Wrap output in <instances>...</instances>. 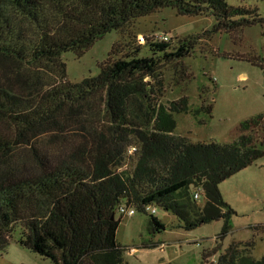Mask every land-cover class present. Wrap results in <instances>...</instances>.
<instances>
[{
  "label": "trees",
  "instance_id": "16d2710c",
  "mask_svg": "<svg viewBox=\"0 0 264 264\" xmlns=\"http://www.w3.org/2000/svg\"><path fill=\"white\" fill-rule=\"evenodd\" d=\"M165 7L183 15H213L216 21L176 43L145 37L143 45L152 52L147 56L136 46L126 57H115L114 45L98 75L69 80L64 52L82 55L110 31H123L133 19ZM257 24L264 25L257 7L227 0H0V55L27 65L38 80L30 95L0 85V151L34 146L48 133L79 131L89 142L58 154L34 148L32 166L0 167V252L20 230L22 245L55 264H124L126 247L117 239L119 207L148 212L154 204L173 211L186 229L224 219L217 244L203 257L222 250L236 211L220 185L264 156L252 133L264 115L244 120L232 142L189 141L174 133V113L188 112V96L159 102V77L165 64L185 75L182 59L205 37L236 38ZM207 109L212 112L211 105ZM133 156L137 161L129 167L126 159ZM194 190L201 191L204 205ZM150 225L152 232L165 229L153 213ZM253 246V240L233 241L212 264H264V256L248 253Z\"/></svg>",
  "mask_w": 264,
  "mask_h": 264
},
{
  "label": "rangeland",
  "instance_id": "374dc122",
  "mask_svg": "<svg viewBox=\"0 0 264 264\" xmlns=\"http://www.w3.org/2000/svg\"><path fill=\"white\" fill-rule=\"evenodd\" d=\"M231 5L257 7L264 17V0H227ZM213 15H183L173 7L135 18L123 31L112 30L98 39L82 55L70 50L62 54L67 65L70 81L79 82L85 77L100 73L102 64L109 59L114 45L118 55L126 57L136 46H141L140 56L151 55L146 39L140 37L167 35L177 42L189 35L210 29L215 24ZM245 56V57H244ZM247 57V58H246ZM260 60L262 65L254 63ZM188 68L185 75L176 73L174 64H165L159 79L162 91L158 95L161 103L169 104L182 96H188V112H175L177 120L175 134L187 137L192 142H232L241 133L240 124L253 116L264 115V25L248 26L236 38L221 33L212 39L204 38L195 49L182 59ZM150 82L152 78L148 77ZM29 67L15 58L0 55V85L9 86L22 94L30 95L38 89ZM212 106V112L208 107ZM196 111H198L196 113ZM4 131L9 125L2 123ZM264 149V119L261 127L252 131ZM87 137L79 131L48 133L32 145H20L0 151V167L6 164L32 166L36 162L35 149L58 154L88 146ZM131 153L133 152L130 151ZM129 167L137 161L136 156L127 158ZM233 213L231 231L224 239L223 249L208 259L203 251L217 244L224 219L200 224L193 229L181 227L179 217L157 204L154 214L165 229L152 232L148 212L138 211L122 216L117 232L118 241L126 247L124 264H212L233 241H254L248 252L255 259L264 256V156L254 164L232 175L220 185ZM194 192V191H193ZM199 205L205 199L198 200ZM21 231L16 230L7 248L0 252V264H55L19 242ZM154 242L155 247L144 244Z\"/></svg>",
  "mask_w": 264,
  "mask_h": 264
},
{
  "label": "built area",
  "instance_id": "2783aa9c",
  "mask_svg": "<svg viewBox=\"0 0 264 264\" xmlns=\"http://www.w3.org/2000/svg\"><path fill=\"white\" fill-rule=\"evenodd\" d=\"M145 37L141 36L140 37V40H143ZM161 39L163 40H169L168 36L167 35H163V36H160ZM133 150V148L131 149V151ZM194 197L196 199H201L202 198V193L200 190H194ZM147 210L150 212V213H153L155 214L157 212V208L153 205H149L147 206ZM119 212L124 216V215H133L137 212L136 208L135 207H132V206H126V205H121L119 207Z\"/></svg>",
  "mask_w": 264,
  "mask_h": 264
},
{
  "label": "water",
  "instance_id": "95a60500",
  "mask_svg": "<svg viewBox=\"0 0 264 264\" xmlns=\"http://www.w3.org/2000/svg\"><path fill=\"white\" fill-rule=\"evenodd\" d=\"M113 217H114V215H113Z\"/></svg>",
  "mask_w": 264,
  "mask_h": 264
}]
</instances>
